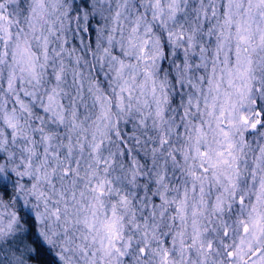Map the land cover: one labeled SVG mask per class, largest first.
<instances>
[{"label":"clouds","instance_id":"9594fccd","mask_svg":"<svg viewBox=\"0 0 264 264\" xmlns=\"http://www.w3.org/2000/svg\"><path fill=\"white\" fill-rule=\"evenodd\" d=\"M262 34L249 0H0V264L32 233L59 264H264Z\"/></svg>","mask_w":264,"mask_h":264},{"label":"snow or ice","instance_id":"6c2138e0","mask_svg":"<svg viewBox=\"0 0 264 264\" xmlns=\"http://www.w3.org/2000/svg\"><path fill=\"white\" fill-rule=\"evenodd\" d=\"M255 7L260 10L261 17L264 18V0H249V8ZM237 8H239V4H237ZM245 12L247 13L248 10L246 9ZM227 15V14H226ZM229 24H231V18L229 17ZM237 36L240 44H245L247 45L251 39L252 32H251V24L247 20H243L240 23L237 24ZM261 40L264 42V34L261 35ZM241 51V48L239 47V44L237 46V55H239ZM243 51H247V48L245 47ZM231 82V81H229ZM258 116L261 117L262 120H264V113H257ZM260 121H256L252 123V127L255 128L257 124H259ZM204 153H202L203 155ZM65 174L67 175V170H65ZM0 192L5 193L7 195V185L2 183V178H0ZM19 204V201H17ZM18 212L20 213V218L24 219L25 213L23 210V205H20L18 208ZM31 219V218H30ZM28 221H26L27 223ZM253 227L254 228H259L261 232H264V227L260 226V221L259 220H253ZM13 229V224H9L7 226V231L10 233ZM243 231L245 233L249 232V224L245 223L243 225ZM225 235H227V230H225ZM0 236H2L4 239L7 240V243L9 246H12L13 244V239H8L7 234L4 233L3 231H0ZM27 240V244L24 245V250L25 253L27 254V257L29 261H31V264H46V261L42 259L44 256H48L54 264H59L58 261H56L55 257L52 256V249L49 248L43 239L39 236L37 233H32L30 235H26L23 239L17 240L18 244H24V240ZM209 248H211V244L209 245ZM3 249V245L0 244V250ZM19 251V248L16 249ZM140 251L143 253L145 250L142 248ZM234 253L232 251L227 252L228 257H233ZM255 255V253H253ZM165 256H167V253H165Z\"/></svg>","mask_w":264,"mask_h":264}]
</instances>
